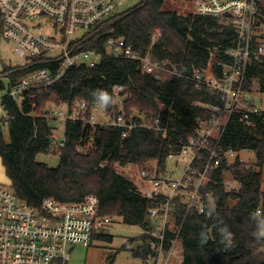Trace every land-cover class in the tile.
Segmentation results:
<instances>
[{
  "label": "trees",
  "instance_id": "1",
  "mask_svg": "<svg viewBox=\"0 0 264 264\" xmlns=\"http://www.w3.org/2000/svg\"><path fill=\"white\" fill-rule=\"evenodd\" d=\"M2 30L0 20V35ZM111 36L124 38L141 56L151 51L159 62L169 61L185 71L192 65L207 68L220 61L229 63L227 53L238 40L231 21L197 15L194 0H142L87 33L79 45L84 50L105 52V43ZM154 37H158L155 43ZM260 40H264L261 3L254 20V51L258 50ZM50 67H56L52 61L35 60L8 78L14 84L35 69ZM11 70H6L5 75ZM219 70L214 68L216 74ZM253 82L258 84V93L264 94V57L251 58L246 90ZM116 85L129 89L124 102L126 113L137 111L157 116L161 113L163 121L173 129L168 138H159L145 129L134 130L123 138L121 129L91 127L81 121L90 116L86 110L80 121L69 120L65 124L66 146L59 155L58 167L50 168L36 161L39 154H50L52 150L50 137L56 127L43 117L48 104H67L72 115L79 113L82 102L88 106L99 103L110 109ZM6 89L0 80L1 107L6 115L0 120V159L18 197L40 212L48 199L60 204H82L95 197L100 217H118L125 225L143 231L152 224L150 212L154 202L143 197L134 182L117 172L115 165H152L158 175H164L169 154L181 150L196 120L209 116V107L218 103L215 95L206 89L197 91L184 79L160 82L142 71L137 61L113 57H104L93 68L73 67L54 86L42 94L34 93L21 107L2 94ZM160 104L166 106L164 112L159 110ZM5 125L9 142L4 137ZM221 148L239 154L252 151L256 163L247 169L237 160L231 168L222 165L211 172L213 180L228 178L239 185L235 191L211 183L204 189L210 190L217 207L212 219L193 213L184 221L186 208L177 200L171 213L173 229L168 237L172 238L182 225L183 264H264V113L251 130L245 129L239 115L234 116ZM206 161L204 153L197 164L201 167ZM259 210L260 217L256 216ZM96 239L113 241L106 232L94 235ZM150 254L145 239L141 238V245L133 255L146 264Z\"/></svg>",
  "mask_w": 264,
  "mask_h": 264
},
{
  "label": "built area",
  "instance_id": "2",
  "mask_svg": "<svg viewBox=\"0 0 264 264\" xmlns=\"http://www.w3.org/2000/svg\"><path fill=\"white\" fill-rule=\"evenodd\" d=\"M126 0H0V20L2 37L13 46L15 55L27 63L35 60L52 61L55 68L35 69L14 84L7 79V97L20 107L32 99L34 93L42 94L63 79L68 71L76 66L91 68L104 57L137 61L142 71L157 81L173 78L192 83L199 91L206 89L217 97V105L209 107V116L198 118L190 131L186 143L178 152H171L168 161L181 174L170 178L158 175L157 171L143 170L139 173L141 185L139 193L154 202L150 212L151 226L143 231L142 238L151 254L146 264H183L184 250L180 242L182 225L172 238L171 213L179 200L186 208L184 221L193 213L212 219L217 213L212 193L204 192L209 183L221 185L227 191L239 189L232 179L216 181L211 172L222 165L231 168L238 160L247 169L242 153L223 150L221 142L231 119L239 115L247 130L256 127L257 119L264 113L255 105L254 90H246V74L252 56L264 57V40H260L258 50L252 49L254 20L261 0H194L197 15L213 18H226L237 33L235 48L228 51L229 63L217 62L219 73L214 65L207 68L190 66L187 71L179 70L169 61L159 62L151 51L145 56L129 45L122 37L111 36L105 43V52L84 50L80 42L85 35L102 26L116 15ZM47 22H52L55 30L51 35ZM158 37L153 38V43ZM27 65V64H26ZM25 65V66H26ZM15 68L0 76V80L21 71ZM128 87L116 85L112 89L111 108L99 103L90 106L82 102L78 114H70L67 104H49L44 112L47 123L66 124L69 120L80 121L86 110L85 124L95 127H109L123 130L122 137L137 129L153 132L166 139L173 130L162 119L161 113L150 115L146 112L124 111ZM164 112L166 106L159 105ZM105 118L97 121V114ZM85 115V114H84ZM83 116V115H82ZM84 117V116H83ZM53 130L50 140L52 149L61 154L66 146L64 138ZM36 137V136H35ZM204 153L207 161L200 167ZM98 201L90 197L82 204H60L51 199L43 202L42 212L20 199L10 187L0 185V264H67L70 260L69 248L81 245L90 247L94 235L108 231L114 219L102 218L98 214ZM261 210L256 216H261ZM264 239V236H263Z\"/></svg>",
  "mask_w": 264,
  "mask_h": 264
},
{
  "label": "rangeland",
  "instance_id": "3",
  "mask_svg": "<svg viewBox=\"0 0 264 264\" xmlns=\"http://www.w3.org/2000/svg\"><path fill=\"white\" fill-rule=\"evenodd\" d=\"M142 0H126L123 6H120L118 12L123 14L124 12L137 6ZM261 4L264 5V0H261ZM47 28L49 31H45V34L51 35L55 28L52 22H47ZM28 64L23 58L15 55L13 46L7 42L2 35H0V76H4L6 70L23 68ZM8 86V82H3ZM251 88L254 90L253 100L255 105L264 112V94L258 93V84L253 82ZM7 89L2 93L6 94ZM49 105V104H48ZM47 105V106H48ZM47 109V108H46ZM49 109V106H48ZM47 109V110H48ZM6 115L0 106V120L5 119ZM105 118L97 114V121L102 122ZM58 129V137L64 138L65 125H54ZM4 137L9 142V133L7 125L3 126ZM59 153L55 150H51L50 154H39L36 161L46 164L50 168H56L59 165ZM241 157L247 164L256 163L255 155L252 151H243ZM115 169L119 174L125 178L137 183L138 186L142 184L139 173L143 170L155 172L156 169L152 165H145L143 167L127 165L119 166L115 165ZM179 169V168H178ZM174 168L173 162L168 161L167 168L164 172L165 176L172 178L173 176L181 174V171ZM0 185L10 187V181L6 175L0 159ZM262 191H264V170H263V184ZM114 222L109 227L107 234L113 237L112 242L104 240H94L90 247H84L77 245L69 248L70 260L67 264H142V261L135 258L133 251H135L141 245V238L143 236V230L135 226L125 225L120 218L113 217ZM125 247V249H123Z\"/></svg>",
  "mask_w": 264,
  "mask_h": 264
},
{
  "label": "crops",
  "instance_id": "4",
  "mask_svg": "<svg viewBox=\"0 0 264 264\" xmlns=\"http://www.w3.org/2000/svg\"><path fill=\"white\" fill-rule=\"evenodd\" d=\"M7 79H8V77H4V78H2V82H6L7 81ZM0 106H1V92H0ZM1 109H2V107H1ZM3 110V109H2ZM4 112V111H3ZM54 125H56V124H54ZM56 127V126H55ZM136 186H138V184L137 183H134Z\"/></svg>",
  "mask_w": 264,
  "mask_h": 264
}]
</instances>
